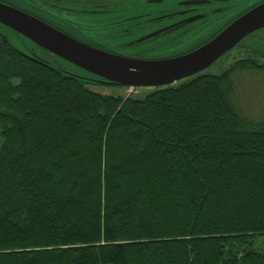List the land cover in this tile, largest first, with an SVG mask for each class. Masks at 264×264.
<instances>
[{
  "label": "trees",
  "instance_id": "1",
  "mask_svg": "<svg viewBox=\"0 0 264 264\" xmlns=\"http://www.w3.org/2000/svg\"><path fill=\"white\" fill-rule=\"evenodd\" d=\"M53 66L0 47V264H264V120L231 94L255 66L144 100Z\"/></svg>",
  "mask_w": 264,
  "mask_h": 264
},
{
  "label": "flooded vegetation",
  "instance_id": "2",
  "mask_svg": "<svg viewBox=\"0 0 264 264\" xmlns=\"http://www.w3.org/2000/svg\"><path fill=\"white\" fill-rule=\"evenodd\" d=\"M0 4L97 49L141 60H164L201 49L264 5V0H0ZM24 36L0 22V47L29 61L36 55L57 61ZM104 36H114L117 48L101 40ZM130 47L136 57L125 52ZM235 51L239 53L234 57ZM230 56L231 68L246 62L257 69H245L243 74L264 75V27L248 34L220 60Z\"/></svg>",
  "mask_w": 264,
  "mask_h": 264
},
{
  "label": "water",
  "instance_id": "3",
  "mask_svg": "<svg viewBox=\"0 0 264 264\" xmlns=\"http://www.w3.org/2000/svg\"><path fill=\"white\" fill-rule=\"evenodd\" d=\"M0 22L79 70L97 77L92 84L125 89H162L185 81L212 67L248 34L264 27V5L232 25L215 40L186 56L164 60H141L97 49L0 4ZM31 60L52 67L42 56ZM55 67V65L53 66Z\"/></svg>",
  "mask_w": 264,
  "mask_h": 264
},
{
  "label": "rangeland",
  "instance_id": "4",
  "mask_svg": "<svg viewBox=\"0 0 264 264\" xmlns=\"http://www.w3.org/2000/svg\"><path fill=\"white\" fill-rule=\"evenodd\" d=\"M101 40L108 42L107 45L113 49L117 48L116 39L114 36H104L101 37ZM119 50V49H118ZM121 51V50H120ZM125 52H129L132 57L134 52H132V47H130ZM239 53L235 51L233 53L234 57ZM233 59L232 57L224 58L218 61L211 68L207 69L203 74L220 76L226 73L232 66ZM54 65L66 72H75L80 73L77 68H74L68 63H65L59 59L53 60ZM237 81V86L234 84L232 91V99L235 102L238 112L253 121H263L264 120V75L242 72L234 77ZM89 89L97 94L103 96H123V97H133L137 100H144L152 91L151 89H137V90H128L125 88H114L103 85H89Z\"/></svg>",
  "mask_w": 264,
  "mask_h": 264
}]
</instances>
